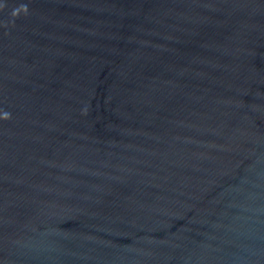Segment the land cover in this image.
<instances>
[{"label": "water", "instance_id": "water-1", "mask_svg": "<svg viewBox=\"0 0 264 264\" xmlns=\"http://www.w3.org/2000/svg\"><path fill=\"white\" fill-rule=\"evenodd\" d=\"M0 264H264V0H0Z\"/></svg>", "mask_w": 264, "mask_h": 264}]
</instances>
